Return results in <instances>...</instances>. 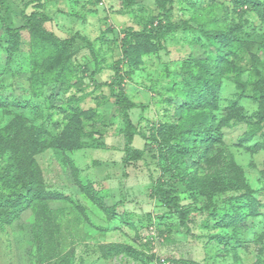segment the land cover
I'll return each instance as SVG.
<instances>
[{
    "label": "rangeland",
    "instance_id": "rangeland-1",
    "mask_svg": "<svg viewBox=\"0 0 264 264\" xmlns=\"http://www.w3.org/2000/svg\"><path fill=\"white\" fill-rule=\"evenodd\" d=\"M1 1L0 130L18 123L25 145L44 138L30 160L53 196L0 222V264H264V101L255 97L264 88V22L254 8L172 0L164 48L132 63L121 60L122 36L161 18L156 0H3L5 8ZM32 12L55 37H75L69 60L47 50L33 62L29 30L9 53L3 23L21 27ZM228 31L241 48L218 64L222 43L208 34ZM117 67L136 104L132 146L142 151L129 162L115 98L92 81L111 82ZM217 67V106L201 109L187 82ZM203 110L213 117L199 124L208 135L201 140L192 129ZM64 132L77 133L82 146L56 148ZM9 145L0 140V167ZM218 176L227 181L220 190ZM170 187L188 211L184 222L156 192ZM250 197L259 200L253 210ZM237 205L246 215L241 231L214 224L215 212L232 214Z\"/></svg>",
    "mask_w": 264,
    "mask_h": 264
},
{
    "label": "trees",
    "instance_id": "trees-1",
    "mask_svg": "<svg viewBox=\"0 0 264 264\" xmlns=\"http://www.w3.org/2000/svg\"><path fill=\"white\" fill-rule=\"evenodd\" d=\"M235 8H240L243 5H250L254 8L261 22H264V0H233ZM2 7L5 8L4 1H1ZM158 8H160L161 18H157L152 21L150 27H145L140 31L130 30L125 32L121 39L122 45V58L123 62H135L138 56L146 53L157 52L164 48L162 42L163 37L172 30V24L170 21L172 12V0H156ZM25 22L21 27H15L10 23H3L7 34L10 36V43L8 45L9 53L12 54L17 50L19 46V38L21 30H29L32 35V61L40 62L42 60L40 52L53 51V55L62 54L66 59L69 60V47L75 40V37L66 39H59L55 37L51 32L42 29L39 21H37V13L32 12L29 15H25ZM79 36V35H78ZM77 36V37H78ZM76 37V38H77ZM208 40L212 43H222V47L218 50V64L227 61L228 55H234L241 47L238 36L233 31L218 32L208 34ZM226 71V68L223 67ZM41 73V72H40ZM222 73V68L217 67L215 72L206 71L194 74V82L188 84V96L196 103L207 110H213L217 106L219 96L220 80L218 78ZM54 75H59L60 71L57 69ZM43 75V74H42ZM38 76V73H37ZM45 76V75H43ZM40 77L41 74H40ZM42 79L49 83L52 80L48 76L42 77ZM92 81L96 86L107 85L110 89L111 95L114 96L115 102L122 115L124 130L123 137L125 141L124 147V162L129 160L140 158L142 151L135 149L132 146V142L136 133V128L130 119L129 110L136 107V104L132 102L126 95L123 81L124 77L119 69L116 68L114 72V78L111 82L98 83L92 77ZM190 85V86H189ZM261 90L258 93L256 89V98L264 101V88L261 86ZM1 99V97H0ZM212 108V109H211ZM204 111V110H203ZM213 114L209 111H204L198 115L199 122H196V127L193 128L192 132L194 135L199 137L201 140L208 138V135L204 129L199 128V124L206 120H211ZM19 124L14 123L11 127L0 130V140L8 141L9 146L5 147V151L9 153L8 162L0 167V222L11 223L16 219L21 211L28 207L30 203L43 202L51 198V193H47L44 188V184L37 178L35 170L33 169L30 158L33 154L39 152L40 143H42L41 136H36L35 140L29 144H23L19 142L18 132ZM170 135H165L163 140L170 144ZM57 142L56 148L64 150H70L79 148L82 146L78 134L71 135L61 133L58 137L54 138ZM61 140V141H59ZM84 144V143H83ZM217 188L220 190L221 185H225L226 178L217 177ZM225 182V183H224ZM233 184H236L235 180H231ZM228 188V187H227ZM159 194V198L162 202L177 213L178 217L182 222L187 220L188 211L181 205L180 198L173 195L172 187L169 189L159 188L156 191ZM53 196V195H52ZM259 200L250 197L248 201L249 209H254V204ZM257 214V212H255ZM246 215L241 209V205L233 207V213L229 212H215L214 213V224L219 227L235 226V232L241 231L242 221H246ZM209 222V220H206ZM234 223V224H232ZM241 223V224H240ZM207 225V223H206ZM237 225V226H236ZM119 250H125V247L118 248Z\"/></svg>",
    "mask_w": 264,
    "mask_h": 264
}]
</instances>
